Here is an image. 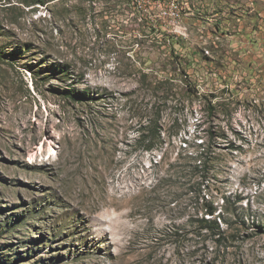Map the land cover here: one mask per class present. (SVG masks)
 <instances>
[{
    "label": "rangeland",
    "instance_id": "1",
    "mask_svg": "<svg viewBox=\"0 0 264 264\" xmlns=\"http://www.w3.org/2000/svg\"><path fill=\"white\" fill-rule=\"evenodd\" d=\"M35 2L0 0V264H264V0Z\"/></svg>",
    "mask_w": 264,
    "mask_h": 264
},
{
    "label": "trees",
    "instance_id": "2",
    "mask_svg": "<svg viewBox=\"0 0 264 264\" xmlns=\"http://www.w3.org/2000/svg\"><path fill=\"white\" fill-rule=\"evenodd\" d=\"M48 1L49 0H36L35 3H38L39 5H45ZM208 113H210L209 110H208ZM199 136H200L199 134H196L195 137H199ZM183 142L186 144L189 143L190 142L189 138H183ZM202 198L205 200L202 205L203 215L201 218L196 220L200 228L198 235L200 234L205 235V236L207 235L206 238L213 241L216 248H220L224 251L227 247H229L228 243L232 242V240L235 239L236 237H234V235H231L227 228L223 230L220 227V222L227 223L225 220V217L223 216L222 209L219 210L217 206L213 204V202H210L208 201V199H205V195H203ZM225 201L226 200L223 199V202ZM241 223L245 224L244 219H242ZM261 227H264V226L260 225V228ZM214 252H217V251L215 250Z\"/></svg>",
    "mask_w": 264,
    "mask_h": 264
},
{
    "label": "built area",
    "instance_id": "3",
    "mask_svg": "<svg viewBox=\"0 0 264 264\" xmlns=\"http://www.w3.org/2000/svg\"><path fill=\"white\" fill-rule=\"evenodd\" d=\"M154 2H156L160 8H159V15L160 16H164L166 18H173L174 20L179 21L180 20V13H182L183 10V1H187V0H153ZM133 4L131 5V7L136 6L137 4L135 2L138 3V1H131ZM143 4L147 7V9H151V0H142ZM131 4V3H130ZM164 6H166L167 9H164ZM138 7V6H136ZM179 25L182 26L179 22Z\"/></svg>",
    "mask_w": 264,
    "mask_h": 264
},
{
    "label": "bare ground",
    "instance_id": "4",
    "mask_svg": "<svg viewBox=\"0 0 264 264\" xmlns=\"http://www.w3.org/2000/svg\"><path fill=\"white\" fill-rule=\"evenodd\" d=\"M101 222V221H100Z\"/></svg>",
    "mask_w": 264,
    "mask_h": 264
}]
</instances>
